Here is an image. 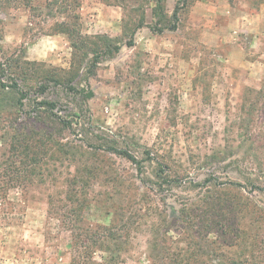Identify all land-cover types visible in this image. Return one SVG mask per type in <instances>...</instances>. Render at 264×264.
Listing matches in <instances>:
<instances>
[{"label":"rangeland","instance_id":"374dc122","mask_svg":"<svg viewBox=\"0 0 264 264\" xmlns=\"http://www.w3.org/2000/svg\"><path fill=\"white\" fill-rule=\"evenodd\" d=\"M29 2L31 8L0 13V82L12 78L29 91L19 106L20 95L0 83V264H73L71 225L49 214V200L70 195L68 180L85 164L93 171L87 175L86 227L116 222L119 212L129 216L135 201L150 192L131 163L91 147L128 150L144 160L151 180L160 162L183 180L216 175L220 182H242L246 189L232 188L227 196L242 203L249 198L264 213V192L248 184H264V94L249 96L247 104L244 98L248 89L264 91V55L255 53L261 49L253 39L234 43L233 30L226 29L233 13L245 16L263 0H237L239 7L235 0H167L170 16L180 7L178 29L156 34L144 27L133 47L125 43L145 10L153 24L149 0ZM62 22L71 35L60 31ZM210 28H223L220 38L228 45L220 46ZM99 36L121 41V51L106 53ZM45 99L56 103L54 111L35 105ZM56 117L72 126L61 131L52 122ZM15 132L32 139L30 158L36 154L37 161L30 171L20 164L24 155L12 156ZM56 140L75 148L79 161H72L68 148L58 154ZM224 149L231 152L227 160L209 159ZM57 204L53 214L64 205ZM149 206L174 216L180 204L172 193L159 192ZM143 221L131 222L122 264H151ZM105 257L97 251L93 261Z\"/></svg>","mask_w":264,"mask_h":264},{"label":"trees","instance_id":"16d2710c","mask_svg":"<svg viewBox=\"0 0 264 264\" xmlns=\"http://www.w3.org/2000/svg\"><path fill=\"white\" fill-rule=\"evenodd\" d=\"M166 1L149 0L147 9L151 12L153 24L148 25L147 10H145L138 24L131 31L130 38L125 43L126 46L133 47L135 45L136 34L144 27H149L156 34L178 29L180 7L177 4L170 16L166 12ZM23 6L31 8L28 0H0V13L7 15L11 10H19ZM49 6L51 7V5ZM69 26L66 22L58 24L61 32L71 35L72 31ZM96 39L100 40L105 49L111 50L106 52L110 55L118 54L124 45L121 41L106 36H99ZM74 47L77 46L74 44ZM84 47L86 46L84 45ZM97 60L98 56H95L91 68H96ZM3 68L4 64L0 63V69ZM11 81L8 84L0 83L3 89L20 95L17 104L23 106L29 91L21 89L15 79L11 78ZM253 94L263 96L264 91L248 89L245 93L246 97H244L246 104L247 98ZM35 105L39 106V109L44 108L45 111H54L56 107L55 102L47 99ZM52 122L61 131L72 126L71 120L65 118L56 117ZM11 138L13 140L10 145L12 156L18 157L19 153L24 155L25 160L20 161V164L30 171L34 166L33 163L37 161L36 154L30 158L32 139L21 132H15ZM246 139L249 141L250 136ZM54 145L58 154L62 149L68 148L67 151L72 157V161H79L75 148H69L58 140ZM91 148L94 151L100 150L104 153L117 155L131 163L140 174L136 180L142 185L143 190L148 189L150 192L135 201L136 208L128 212L129 216L124 212H119L116 222H111L109 225L90 223L86 227L85 212L91 207L89 190L92 187V182L87 178V175L93 173L91 165L85 164L77 172L78 174L76 173L77 175H72L68 180L72 188L70 195L64 199H58L59 201H56L52 195L49 200L52 210L49 211V214L56 215L60 222L71 225L69 230L72 234L73 264H122L123 254L127 252V243L133 231L131 222L135 221L137 224L140 219L144 220L143 225L150 235L151 264H264V213L260 210L258 212V208L249 198H243L244 203H242L227 196V191L232 188L246 189V184L232 179L220 182L216 175H211L198 183L183 180L171 176L167 167L160 162L159 169L153 174L156 180H151L148 175H145L144 160H138L128 150L118 149L114 146ZM230 153L224 149L215 152L209 156V159L221 163L230 157ZM155 160L148 156V161ZM13 171L17 176L18 169ZM141 175L144 176L141 177ZM132 180L134 178H130L129 182L132 186H136ZM109 184L114 185L115 182H109ZM248 184L251 186V191L264 192V184L261 186L252 180H249ZM178 191L181 192L176 194ZM159 192H168L174 195L180 204L176 215L167 216L158 207L149 206L151 195H158ZM193 192L196 193L195 196L191 195ZM60 202L64 205H61L57 214H53V207H60L57 204ZM147 219H149L148 222ZM171 233L177 235L173 237ZM97 251H103L106 254L100 263L93 261Z\"/></svg>","mask_w":264,"mask_h":264},{"label":"crops","instance_id":"0c3cea01","mask_svg":"<svg viewBox=\"0 0 264 264\" xmlns=\"http://www.w3.org/2000/svg\"><path fill=\"white\" fill-rule=\"evenodd\" d=\"M234 4L235 6L239 7V3L237 2V0H235ZM242 14H244L245 16L240 17L239 13H233L229 20V27H226V29H228L229 31L233 30L235 37H233L232 39L234 40V43H237L239 46L241 45V40L253 39L254 42L258 43V48L261 49L260 51H256L255 53L258 54L259 56H263L264 55V3L258 9L250 10ZM223 30H224L223 28L222 29L210 28V32L213 31L217 37V43L220 46L224 47L225 45L226 46L228 45L229 40L226 39L224 41L220 38L221 37L220 33Z\"/></svg>","mask_w":264,"mask_h":264}]
</instances>
